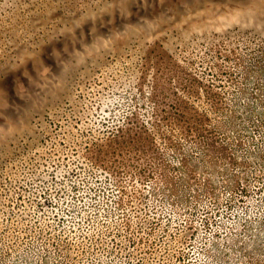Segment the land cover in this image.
<instances>
[{
    "label": "rangeland",
    "instance_id": "obj_1",
    "mask_svg": "<svg viewBox=\"0 0 264 264\" xmlns=\"http://www.w3.org/2000/svg\"><path fill=\"white\" fill-rule=\"evenodd\" d=\"M8 9L70 51L20 47L54 98L0 127V264H264V0Z\"/></svg>",
    "mask_w": 264,
    "mask_h": 264
},
{
    "label": "trees",
    "instance_id": "obj_2",
    "mask_svg": "<svg viewBox=\"0 0 264 264\" xmlns=\"http://www.w3.org/2000/svg\"><path fill=\"white\" fill-rule=\"evenodd\" d=\"M2 1L9 7V14L6 19H9V22L14 24V34L13 32L10 34L11 36L14 35L16 39L19 37L16 32L20 31V27L25 28L22 20L27 21L30 19L36 13L35 8L43 11L49 5L61 4L63 0H37L35 3L32 0ZM29 3L33 4L30 8L25 6ZM61 11L59 10L60 13ZM0 21L2 20L0 19ZM49 29V27H44L35 36L26 33L18 40L8 38L9 41L7 43L0 37V41H3V44L5 42L4 46L2 44L0 48V127L2 129H10L9 127L13 129L15 127L22 128L24 127L23 120L26 118L31 121V123L26 122L28 126L35 124L37 113H35L34 105H36V101L44 105V103L54 98V94L48 90L49 84L46 81L52 75L49 74V77H47L43 71L38 70L35 60L25 62L21 58L20 47H35L36 49L34 48V50L36 51L31 48L28 50L33 54L42 55L45 62L47 61L50 66L60 67L58 74H67L65 71L67 65L61 63L64 60H61V58L54 60L55 55L58 56L70 51L69 48H66V42H64L66 41L65 35L59 34L48 40ZM37 42L38 46L36 45ZM41 42H45L43 48L40 46ZM72 75L68 74L67 82L69 84L67 86L69 87L74 82V76ZM43 109H45L44 111L47 110L45 105ZM23 132L25 135L30 134L28 130ZM17 135L20 136L19 134Z\"/></svg>",
    "mask_w": 264,
    "mask_h": 264
}]
</instances>
